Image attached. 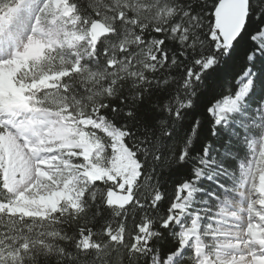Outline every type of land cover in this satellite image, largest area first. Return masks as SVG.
<instances>
[{
	"label": "snow or ice",
	"instance_id": "1",
	"mask_svg": "<svg viewBox=\"0 0 264 264\" xmlns=\"http://www.w3.org/2000/svg\"><path fill=\"white\" fill-rule=\"evenodd\" d=\"M0 264H264V0H0Z\"/></svg>",
	"mask_w": 264,
	"mask_h": 264
}]
</instances>
